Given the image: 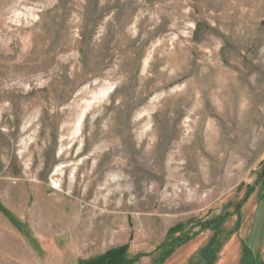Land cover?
Here are the masks:
<instances>
[{"label": "rangeland", "instance_id": "1", "mask_svg": "<svg viewBox=\"0 0 264 264\" xmlns=\"http://www.w3.org/2000/svg\"><path fill=\"white\" fill-rule=\"evenodd\" d=\"M262 167L264 0H0V264H264Z\"/></svg>", "mask_w": 264, "mask_h": 264}, {"label": "trees", "instance_id": "2", "mask_svg": "<svg viewBox=\"0 0 264 264\" xmlns=\"http://www.w3.org/2000/svg\"><path fill=\"white\" fill-rule=\"evenodd\" d=\"M261 172H263V173L261 174L260 178L264 177V167L261 168ZM212 220H214L213 224L214 223H216V224L220 223L219 219H212ZM209 221H211V220H209ZM209 224H210L209 226H212L213 228H217V226L214 227V225L211 224V222H209ZM181 236L182 235L179 234V236L177 238H175V240H174L175 245L178 244L179 240H182ZM179 245H181L180 242H179ZM243 249L246 251L245 252L246 257L242 259V263L244 262L245 264H255L256 263L255 262V256L252 254V252L249 249V246L246 245V243L245 244L243 243ZM208 257H210V256L208 255ZM101 261L106 263V264H132L131 260H128L124 257L123 250H118V251L109 253Z\"/></svg>", "mask_w": 264, "mask_h": 264}]
</instances>
